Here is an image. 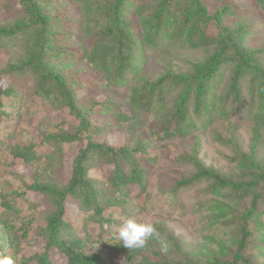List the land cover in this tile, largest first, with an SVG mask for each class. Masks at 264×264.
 Returning <instances> with one entry per match:
<instances>
[{
  "label": "trees",
  "instance_id": "trees-1",
  "mask_svg": "<svg viewBox=\"0 0 264 264\" xmlns=\"http://www.w3.org/2000/svg\"><path fill=\"white\" fill-rule=\"evenodd\" d=\"M17 3L19 21H0V151L4 171L20 189L28 172L42 201L0 193V258L113 264L101 244L125 264H264V0ZM150 61L156 73L144 70ZM27 93L57 116L23 146L1 131L21 101L36 102ZM209 131L229 151L227 170L202 156ZM163 157L177 171L162 193H195L202 241L187 243L163 219L143 248L123 247L118 233L106 240L116 222L105 212L130 217L137 205L123 191L135 185L142 197Z\"/></svg>",
  "mask_w": 264,
  "mask_h": 264
},
{
  "label": "rangeland",
  "instance_id": "rangeland-1",
  "mask_svg": "<svg viewBox=\"0 0 264 264\" xmlns=\"http://www.w3.org/2000/svg\"><path fill=\"white\" fill-rule=\"evenodd\" d=\"M18 6L17 0H0V21L8 20V23L12 26L15 25L21 15L22 11ZM76 41L80 40V37H75ZM0 69L4 68L6 64L7 55L0 50ZM152 61L145 66L144 70L147 72L156 73L157 70L151 65ZM25 98L28 100L36 101L31 103H25L21 101V113L22 115L16 116L18 113L14 114V121L12 127H8L5 130L1 131L2 138L6 139L8 134L15 132L17 136V141L20 142L23 146L29 145V143L38 144L39 139L37 138V132L40 129H51L52 126L51 121L53 118H56V114L51 106L42 102V100H37L35 97L31 96L30 93L25 94ZM7 102L6 99H4ZM30 103V104H29ZM19 111V110H18ZM16 116V117H15ZM153 119L152 117L150 118ZM242 134L245 137V140L248 141L250 137V129L249 126H244L242 129ZM112 140L115 139L113 136ZM206 143L204 144V152L203 157L205 158L208 164L215 165L217 167L222 168L223 170H227L229 168V163L227 160V156L229 155V151L222 147L220 144L215 142L213 131H209L206 134ZM0 151V193H4L7 189L12 188V191H20L27 192L31 198V204L34 201H38L41 203V197L33 195L32 192L28 190V185L31 182L30 174L27 172L25 177V182L22 186V189L19 188V184L15 182L8 171L6 170V166L4 162L7 161V152L4 150L5 147ZM40 148L39 153H49L50 150L48 148L42 149ZM164 152L162 153V155ZM175 169H173L172 165L167 164L166 159L161 158L155 168V176L152 179V182L149 184V187L142 195V197H136L139 189L137 186H128L122 194H129L131 191V195H134L133 204L137 205V207L132 210L131 216L125 218L121 216L120 209H113L105 212V217L112 216L115 219L116 225H105L104 226V237L106 240H110L113 234L118 233L117 228H119L124 221L129 218H135L138 222L142 223H150L153 224L155 221L159 219H163L169 226L170 229H173L176 234L182 235L185 237V241L190 244H195L197 242L202 241V236L200 233V224H199V215L193 213L190 210V207H193L196 204L198 198L196 197L193 191H189L187 193H182L179 200H174L171 198V195L164 192L165 188L171 186V181L173 176L176 174ZM110 171L106 170V175L109 174ZM173 175V176H171ZM161 178H160V177ZM159 178V179H158ZM159 180V184L157 181ZM167 186V187H166ZM187 206V209H182L181 206ZM128 208H132L131 205ZM39 209H42V205L39 206ZM38 209V210H39ZM94 225L93 223H89L91 227ZM111 234V235H110ZM35 246V247H34ZM97 250L103 254L106 258L112 257L113 264H125L123 258L116 257L110 251L103 248L101 244H96ZM40 248L38 244L32 245V248H28L27 246L24 248L27 256H30L34 252L39 251ZM24 253V254H25ZM53 253V260L57 259V253ZM90 253V250L87 251ZM16 260L20 263L22 260L20 256L16 255ZM109 263V262H108Z\"/></svg>",
  "mask_w": 264,
  "mask_h": 264
},
{
  "label": "clouds",
  "instance_id": "clouds-1",
  "mask_svg": "<svg viewBox=\"0 0 264 264\" xmlns=\"http://www.w3.org/2000/svg\"><path fill=\"white\" fill-rule=\"evenodd\" d=\"M153 236L159 239L155 226L150 223L138 222L135 218L124 221L118 232V238L122 241V246L127 249L143 248ZM162 247L167 250L166 244H162ZM0 264H14V261L10 257H4L0 258Z\"/></svg>",
  "mask_w": 264,
  "mask_h": 264
}]
</instances>
